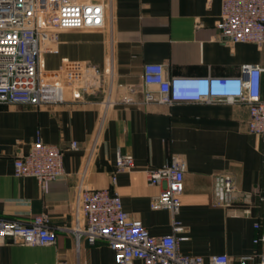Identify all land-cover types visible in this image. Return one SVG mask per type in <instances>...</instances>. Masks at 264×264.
Instances as JSON below:
<instances>
[{"label":"crops","instance_id":"1","mask_svg":"<svg viewBox=\"0 0 264 264\" xmlns=\"http://www.w3.org/2000/svg\"><path fill=\"white\" fill-rule=\"evenodd\" d=\"M221 1L104 0V27L59 32L56 52L41 55L47 78L63 67L95 65L103 71L111 68V86L105 75L83 99L66 91L63 102L0 104V219L28 224L45 215L56 237L46 246L0 244V264H116L105 241L90 244L71 229L77 187L109 188L118 154L131 156L134 167L116 174L113 189L123 210L150 235L170 234L177 220L183 232L176 236L186 237L178 244L181 253L205 260L224 254L230 264L250 257L245 264H259L264 242L254 240L264 235V204L254 197L255 205L245 215L248 205L224 208L214 200L216 177L223 174L234 177L238 192L264 193L263 142L247 130L246 106L142 103L145 64H161L167 78L232 77L245 65L264 68V47L232 44L219 36ZM110 87L117 103L101 120L100 101ZM260 92L264 98V72ZM37 137L63 151V175L45 191L34 178L14 177L13 159ZM173 156L186 163L176 216L150 208V196L159 188L148 186L145 175L146 169L161 167Z\"/></svg>","mask_w":264,"mask_h":264},{"label":"built area","instance_id":"2","mask_svg":"<svg viewBox=\"0 0 264 264\" xmlns=\"http://www.w3.org/2000/svg\"><path fill=\"white\" fill-rule=\"evenodd\" d=\"M105 15L104 0H0V104L40 106L63 102L66 91L73 99H83L105 75L111 86V68L103 71L95 65L77 64L53 72L49 80L41 66L44 51L56 52L61 30L104 27ZM216 28L226 42L264 47V0H222ZM263 72L264 68L259 65H245L239 75L232 77L167 78L161 64H145L142 103L169 106L181 101H221L244 104L247 130L262 140L264 159V98L260 92ZM116 103L110 87L100 101L101 120L105 111ZM71 147L76 148V142H72ZM13 167L14 177L34 178L45 191L49 182L63 175V151L37 137L28 151L15 156ZM133 167L131 156L118 154L109 188L79 184L71 232L77 238L83 236L90 244L105 241L114 253L116 264H132L133 260H140L142 264H230L224 254L205 260L181 253L178 244L186 237L176 236L183 232L177 220H173L170 234L152 236L140 220L126 213L113 187L116 174ZM185 168V161L173 156L169 163L145 170L148 186L159 188L150 196L152 210L178 214ZM86 171L85 168L83 176ZM254 197L264 204V193H241L236 190L232 175L216 177L214 200L217 205L232 208L238 203L245 204L248 206L242 212L249 215L255 205L251 201ZM254 227L257 229L259 224ZM55 239L45 215L36 216L28 224L0 219V244L46 246L54 244ZM258 240L264 242V235L254 242ZM250 259L241 258L240 264ZM258 263L264 264V253L258 256Z\"/></svg>","mask_w":264,"mask_h":264}]
</instances>
